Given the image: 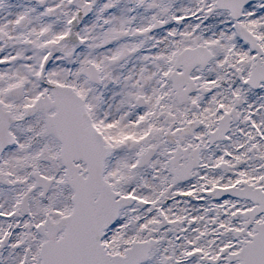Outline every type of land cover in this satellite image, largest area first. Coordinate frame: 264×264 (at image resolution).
Returning <instances> with one entry per match:
<instances>
[{"label":"snow or ice","instance_id":"6c2138e0","mask_svg":"<svg viewBox=\"0 0 264 264\" xmlns=\"http://www.w3.org/2000/svg\"><path fill=\"white\" fill-rule=\"evenodd\" d=\"M0 264H264V0H0Z\"/></svg>","mask_w":264,"mask_h":264}]
</instances>
